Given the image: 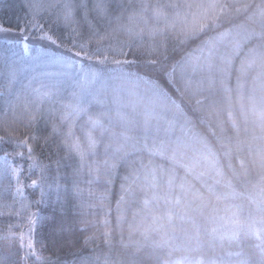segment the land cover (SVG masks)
Instances as JSON below:
<instances>
[{
    "label": "trees",
    "instance_id": "16d2710c",
    "mask_svg": "<svg viewBox=\"0 0 264 264\" xmlns=\"http://www.w3.org/2000/svg\"><path fill=\"white\" fill-rule=\"evenodd\" d=\"M95 2L96 0H72L75 5V23L71 28L66 27L63 22L55 23L54 14L47 11L37 17L45 25L44 31L54 35L58 43L64 45L58 47L43 38L39 28L29 27L24 32L20 31L31 19L26 0H0V27L6 29L0 31V43L26 42L29 47H39L60 55L67 54L68 49L79 51L81 43L88 44L87 51L90 54H106L109 57L105 64H100L95 56L92 60L83 56L78 58L85 67L104 72L106 80L101 85L102 91L122 96V87L112 84L110 77L128 75L132 81L126 83L129 88H133L132 79H136L140 87L135 86V91L146 92L144 89L147 88V93L152 92L153 89L149 87L151 84H144L146 80L141 77L159 78V66H117L111 61H131L135 57H124L105 50L110 43L117 46L119 41L126 40V35L119 33L98 44V36L93 34L98 32L104 35L115 26L114 17L120 14L118 0H105L108 4L106 16L95 10ZM211 2L227 5V8L223 12L219 8L209 10L208 14L216 18L213 26L199 39L183 43L180 35L183 27L181 20L187 17L189 22L194 18L206 22L205 8L199 5L206 6ZM261 2L262 0H123L125 16L128 11L139 9L146 3L149 5L146 13L149 25L164 29V35H158L155 42H167L171 58L164 67L171 68L176 62L173 76L179 92L172 91L170 97H167L171 103V106L167 104L169 113L178 119L177 123L172 127L171 136L160 134L159 130L161 138L154 134L151 127L146 130V140L142 139L139 135L144 130L128 126L126 120L129 119L125 113L117 112L116 106L111 103L90 106V113L103 114L104 127L107 129L103 131V135L100 128L95 129L94 135L101 143L97 156L90 157V160H103V145L109 142L112 133L119 136L121 132L127 131L138 142L140 150L130 154L118 170L106 174V170L101 168L98 180L88 175L87 168L79 176H73L74 169L79 166V157L67 152L61 143L62 136L52 135L48 143L43 139L51 133L53 123L60 126L61 132L66 131L67 124H60L63 113L60 110L45 113L31 129L21 126L25 134L31 131L39 138L30 143L33 144L35 155L50 166L46 173L47 182L58 177L61 185L66 184L72 188L75 184L82 189L76 195V203L82 204L77 209L78 218L86 223L78 225L80 243L75 247L53 243L51 228L46 222L50 219L51 203L49 199L44 203H36L40 199V191L35 194L38 187L30 186L36 170L28 171L27 166L31 161L28 160L27 148L17 147L15 141H7L8 132L0 126V136L5 137L0 141V158H4L5 152H24L23 158H10L13 162L16 159L23 162L24 185L29 184L28 195L34 204L37 220L32 237L37 255L44 258V264H105L106 260L108 264H164V261L174 264L177 260H182V264H239L247 259L258 264L261 242L248 231V226L255 220V226L260 227L259 219L264 215L258 210L259 195L250 191L255 186L252 178L257 173L264 174V121L259 118L261 101L264 100V39L260 38V34L264 33V22L258 16H253L255 6ZM82 3L87 5V17ZM245 3L251 4L252 8L246 12H236V7ZM155 6L162 7L168 14L167 22L153 18L151 10ZM177 12L181 19L176 21L174 28L166 27V23H170ZM72 28L76 31L73 32ZM225 31L228 34L223 39L214 41V48L210 49L202 44L203 40ZM23 37H27V40ZM151 42L145 34V46ZM236 42L241 45L238 51L233 48ZM97 48L101 49L99 53L96 52ZM252 49L255 51H250ZM198 52L199 60H192L193 54ZM224 57L232 59V64L228 67L231 101L226 98L221 85V79L224 78L221 72L225 67ZM238 80L242 85L239 89ZM157 98L153 99L159 102L162 97L159 94ZM197 100L201 103L196 104ZM253 101L256 104L255 110L252 108ZM229 111L232 112L231 118L228 116ZM86 121L87 116L82 115L78 119L76 135L82 137L81 125H85ZM246 129L247 135L244 134ZM156 135L159 139L153 142ZM241 138L246 139L242 141ZM145 142L149 146L163 143L165 155H151L143 148ZM58 159L59 169L55 163ZM142 164L149 170L153 167L156 169L155 188L146 183ZM133 173H138L139 179H135ZM126 175L129 176L127 181L123 179ZM170 177H174L171 188L168 184ZM109 179L111 182H108ZM121 184L129 188V191L122 193ZM181 184L184 189H181ZM121 194L125 198L118 209L117 200ZM177 197L180 199L179 204L176 203ZM146 198L151 201L148 207L143 203ZM50 199H55L54 192ZM154 217L157 218L156 223H153ZM237 220L240 235L237 240H232L229 233L237 227L233 223ZM5 226V222L0 220V227ZM145 229L148 230L147 239ZM84 237L92 239L85 244ZM162 237L167 243L156 246L153 242L161 241ZM23 247L18 239H0V258L7 257L16 264H31L30 259H24L26 252Z\"/></svg>",
    "mask_w": 264,
    "mask_h": 264
},
{
    "label": "snow or ice",
    "instance_id": "6c2138e0",
    "mask_svg": "<svg viewBox=\"0 0 264 264\" xmlns=\"http://www.w3.org/2000/svg\"><path fill=\"white\" fill-rule=\"evenodd\" d=\"M27 7L31 13V19L26 22L24 28L20 29L21 32L26 31L29 27L39 28L43 38L50 41L52 44L57 45L58 47H64L63 44L58 43V40L54 38V35L49 32H45V25L40 23L37 17L42 12L53 13L55 16V23L59 24L63 22L66 27L71 28L75 23L74 18V8L75 5L72 3V0H26ZM82 7L85 8V17H87V5L82 3ZM117 6L120 9V14L114 17L116 24L111 28L110 31L106 32L104 35H100L98 32L93 34L98 36L97 43L100 44L106 39L113 38L116 34L123 33L126 35L127 39L118 42L117 46H113L111 43L108 45V48L105 51H114L120 56L127 57L132 55L135 57L134 60H119L115 59L111 62L117 66L122 65H131V64H143L145 68H156L160 67V77L157 79H152L149 77H141L145 79L146 82L153 85L157 91L165 96L170 97L172 91L179 92V89L175 86V79L173 73L175 72L174 62L171 68L164 67L167 61L171 58L168 53V47L166 41H161L159 44L155 42L156 37L164 35V29L159 28L157 25H149L148 16L146 13L149 11V5L144 3L139 9H133L127 12L125 16L123 0H118ZM174 7H176L174 5ZM191 7V5H189ZM199 7L205 8L204 21L193 19L191 22L187 20V17H184L181 20L183 27L180 30V35L183 37V43L190 42L194 39H199L204 33L213 26L215 23V17L209 15V10L215 11L220 9L223 12L227 5H222L216 2H211L205 5H199ZM95 10L100 13L102 16L108 15V4L105 0H96L94 5ZM252 8L251 4H243L236 7V12L248 11ZM56 10V11H53ZM152 16L155 20L159 21L161 19L168 21V14L160 6H155L152 8ZM253 16H258L262 22H264V0L261 4L255 6ZM180 13L177 12L175 17L170 23H166V27L174 28L176 21L180 20ZM0 27V31H5ZM72 31L75 32V28H72ZM145 34L148 35L151 43L145 46L144 37ZM228 34L227 31L220 32L216 37H210L202 41V44L209 46V48H214V41L223 39ZM252 37H249L251 39ZM260 38L264 39V33L260 34ZM24 40H27V37H23ZM75 47V42L74 45ZM240 42H236L233 45L234 50L240 49ZM27 47V44H25ZM88 44L81 43L79 45V51L73 52L72 49H68L67 54L59 56L56 58L55 62L62 64L68 68H71L79 64L80 69L84 72L83 78L78 85V89L71 93L70 98L67 101L60 99V90L59 88L51 83L45 82L43 79L33 78L26 85L23 93L16 94L15 101L8 100L5 97L4 92H0V98H5V102L8 104V108L11 113V120L8 119L9 113L5 112L3 116H0V125H5L4 130L8 132L9 137L15 139L17 147H26L28 152V160L31 161L28 163V171L31 172L34 168L40 169V176L37 179H33L30 182V186L35 188H40V199L36 203H44L46 199L50 200L51 203V213L50 219L46 222L51 228V233L53 236V243H61L62 245L68 247H75L76 244L80 243V236L78 233V225L85 224L86 222L79 219V213L77 211L78 207H82L76 203V195H78L82 189L78 185H73L72 188H69L68 185H61L58 182V177H53L52 182H47V170L50 167L49 165H44L38 161L34 155V147L30 141H36L39 138L34 135L31 131L28 132L24 137H16L14 125L17 123H23L26 129L33 128L34 125L42 118L45 112L52 113L55 111L54 107H48L47 109L44 105L47 103L49 105H55L57 102L60 103L63 108V113L60 116V124H67L66 131L61 132L60 126L56 123L52 124V131L49 136L43 137L45 143H48L52 135L59 134L62 136V145L69 154H75L79 157V166L74 169L73 176H79L82 171L87 168L88 175L94 177L95 179L100 178L101 168L106 170V174H110L113 171L119 169L120 165L126 162V158L130 154H134L140 149L137 147V141L135 137H132L128 134L127 131H123L116 136L115 133H112L108 143L103 145L104 158L103 160L99 159H89L90 157L97 156V149L101 141L97 139L94 135V131L97 128L103 131H106L102 119L103 114L92 115L89 113V104L90 101L87 100L89 92V86L93 84L98 78L99 73L94 69L85 70L83 64H80V57H85L88 60H92L95 56V59L100 64H105L109 61L108 55H96V53H89L87 51ZM127 49V50H126ZM162 49V51H161ZM100 48H97L96 52L99 53ZM250 51H255L252 49ZM223 62L225 67L221 69V72L224 75V78L221 79V85L223 91L226 94V98L231 101V91L232 89L228 85V67L232 64V59L230 57H224ZM16 80L15 71L9 72L8 78V93L11 95L13 84ZM163 81V83L161 82ZM237 88H242V85L237 81ZM201 101L197 100L196 104H200ZM261 108L259 111V118L261 121H264V100L261 101ZM253 110L256 108V104L253 101L252 104ZM87 116V121L85 125H81L82 137L76 135V125L77 121L81 116ZM228 116L232 117V112H228ZM147 123V122H146ZM233 126H235V121L233 120ZM11 129V131H10ZM5 137L0 136V141H3ZM58 147V146H57ZM144 150L148 151L151 155H165V145L163 143L157 145L153 144L149 146L146 142L143 145ZM19 156L24 157V152H15L14 154L4 153V160L0 163V174H10L15 179V191L18 195L22 197V202L20 204V210L16 213L17 216H20L22 213H26L24 219L26 221V226L28 228L29 234L34 230V225L36 224V214L28 211L31 207V202H23V189L26 185L22 184L21 176L24 174L23 164H14L13 160L10 157ZM57 169H59L60 160H56ZM151 163V162H149ZM145 169L144 179L150 187L155 188L156 186V169L153 167L150 170L146 165H141ZM135 179H139L138 173L132 174ZM124 180H128L129 176H124ZM174 177H170L168 184L169 188L172 187ZM92 181L90 180L89 183ZM108 182H111L109 179ZM181 189H184V185H180ZM129 191V188L125 187L124 184H121V192L126 193ZM55 193V199H50L52 193ZM199 195L198 193L196 194ZM124 195L121 194L117 200V208L119 209L120 204L124 201ZM155 198V196L153 197ZM149 199L143 201L144 206L148 207L150 204ZM176 203H180L179 197L176 198ZM258 210L261 213H264V197H262L258 203ZM2 214V213H0ZM120 217H118L119 219ZM171 218V214H169ZM157 222V218H153V223ZM107 223V221H105ZM237 227L229 233V238L232 240H237L240 235L239 221H233ZM256 221L254 220L249 226L248 231H250L257 240L261 242L260 244V260L258 264H264V215L259 219L260 227L255 226ZM13 227H24V225H9V231L6 234L0 235V239L3 240H16L19 239L21 246H24L25 236L21 231L16 233L12 231ZM86 230V229H85ZM147 229H145V238L147 239ZM216 231L215 229L213 230ZM109 235V233H105ZM91 237H84V243L86 244ZM137 244L139 242H136ZM156 246L161 244H166L167 240L162 237L161 241L153 242ZM28 251L25 253L24 259H29L35 257L36 264H44V258L40 255H37L34 250V245L31 239L27 241ZM239 254V253H237ZM0 264H16V262L10 261L7 257L0 258ZM105 264H108L107 260ZM164 264H169V261H164ZM174 264H182V260H177ZM215 264V262H213ZM239 264H253L251 259H247L239 262Z\"/></svg>",
    "mask_w": 264,
    "mask_h": 264
},
{
    "label": "rangeland",
    "instance_id": "374dc122",
    "mask_svg": "<svg viewBox=\"0 0 264 264\" xmlns=\"http://www.w3.org/2000/svg\"><path fill=\"white\" fill-rule=\"evenodd\" d=\"M25 44L26 42L8 43L2 41L0 43V92L5 93L6 99L15 101L16 94H22L29 81L33 78H38L43 79L47 83L56 85L60 90V99L67 101L70 98L71 93L78 89V85L84 75V72L80 69L79 64L68 68L62 64L55 62L56 58L62 55L41 49L39 47L33 48L29 47L28 45L27 47H25ZM199 56L200 52L193 54L194 58H192V60H199ZM79 62L80 64H82L80 60ZM83 67L85 70L91 69L85 67V65H83ZM94 70L99 73V78L89 86L90 95H88L87 97V100L91 102L89 104V110L91 109L90 106L93 104L105 106L111 103L116 106L115 108L118 110L117 112L125 113V115L129 119L126 120V122L129 123L128 126L132 125L135 128L144 130L139 135L142 139L146 140V130L151 127L153 128V132H155L154 134H158L160 138L162 137V135H159V130L161 131L160 134L171 136L173 130L172 127L175 126L174 123H177L176 121L178 119L170 115V110L168 109L167 104L171 106V103H169L170 101L167 99V97L161 95L157 91V89L153 87V85L149 86L153 89L152 92H148L150 96H148L147 88L144 89L146 92L135 91V86L140 87V83L137 82L136 79H132L134 81V86L133 88H129V84L126 83H131L132 81L130 80V77H128V75H113L110 77V79H112V84L122 87L120 89L121 92H124L122 96L114 95L109 91L104 92L100 88L101 85H104V82L106 80L105 74L99 69ZM11 71H15L16 80L13 84L11 95H7L8 78L9 72ZM147 83L148 82L144 81V84ZM128 92H130L131 94L128 95ZM158 93L162 98L159 102H156L153 98H159ZM44 107L46 109L48 107H54L55 110H60V112L64 111L59 102H57L54 106L46 103ZM240 110L242 111L243 108H240ZM5 112L9 113L8 119L11 120V113L8 108V104L5 102V98H0V116H3ZM90 114L95 115V113ZM245 114L246 113H243V115ZM0 126L5 128V125ZM21 126L24 127L23 123H17L13 126L15 129L16 137L22 138L27 135L24 131L21 130ZM244 134L247 135V129ZM158 136L156 135V137L153 138V142L159 139ZM244 139L246 138H241L242 141ZM7 141L14 142L15 139L9 137ZM35 157L40 163L48 165L45 161L38 158L36 155ZM3 160L4 158H0V163H2ZM13 163L23 164L22 160L20 159H16V161ZM34 169L36 170L35 173L37 174H35L34 179H37L41 174L40 169ZM23 178L24 174L21 176L22 184H24ZM252 181L255 186H252L250 188V191L256 192L261 199L262 197H264V174L257 173L255 177L252 178ZM28 185L29 184H27L23 189L24 203L31 202L30 196L28 195V191H30V188H27ZM15 186V179L10 174H0V213H2L0 214V220H3L6 224L5 227H0V235L6 234L9 231V225H24V227H13L12 231L16 233H20L22 231L24 233L25 240L23 248H25V252H27V241L29 239L32 240L35 250V241L34 237L32 236L36 224L33 226L34 230L31 232V234H29L28 228L26 226V221L24 219L26 213H22L20 216L16 215V213L20 210L22 197L16 193ZM38 188L37 190H35V194L38 190L40 191V188ZM28 211L35 213L34 204L32 202L31 207L28 209ZM29 259L31 264H36L35 257Z\"/></svg>",
    "mask_w": 264,
    "mask_h": 264
}]
</instances>
